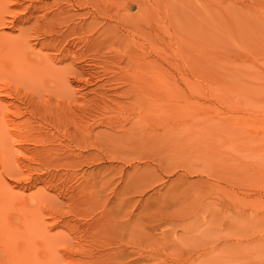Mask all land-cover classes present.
Returning <instances> with one entry per match:
<instances>
[{"label": "rangeland", "instance_id": "obj_1", "mask_svg": "<svg viewBox=\"0 0 264 264\" xmlns=\"http://www.w3.org/2000/svg\"><path fill=\"white\" fill-rule=\"evenodd\" d=\"M0 37V264H264V0H0Z\"/></svg>", "mask_w": 264, "mask_h": 264}, {"label": "bare ground", "instance_id": "obj_2", "mask_svg": "<svg viewBox=\"0 0 264 264\" xmlns=\"http://www.w3.org/2000/svg\"><path fill=\"white\" fill-rule=\"evenodd\" d=\"M1 24H2V22H1ZM2 25H3V24H2ZM0 38H1V37H0ZM2 40H3V39H2ZM6 40H7V39H6ZM9 42H10V41H9ZM9 42H8V43H9ZM11 42H12V41H11ZM11 42H10V43H11ZM6 43H7V42H6ZM16 43H17V42H16ZM16 43H15V41H13L12 44H10V45L13 46V44H14V46H16V45H15ZM1 44H2V43H1ZM3 44H4V43H3ZM8 45H9V44H8ZM14 46H13V47H14ZM4 47H5V46H4ZM10 47H11V46H10ZM19 47H20V46L18 45V49L21 48V47H20V48H19ZM1 48H2V46H1ZM6 48H7V47H5L4 49H6ZM11 50H12V49H11ZM11 50H10V51H11ZM14 50H15V49H14ZM1 51H2V50H1ZM16 51H17V50H16ZM16 51H15V52H16ZM21 51H23V49H22ZM21 51H20V52H21ZM13 52H14V51H13ZM17 52H18V51H17ZM20 52H19V53H20ZM2 53H3V52H2ZM8 53H9V51H8ZM8 53H6V54H8ZM19 53H18V54H19ZM15 54H16V53H15ZM24 54H25V56L27 55V53H24ZM24 54H23V56H24ZM31 54H32V53H31ZM31 54H30V55H31ZM0 55H1V53H0ZM11 55H12V54H10V56H11ZM13 55H14V54H13ZM28 55H29V54H28ZM1 56H2V55H1ZM14 56H16V55H14ZM31 56H32V55H31ZM34 56H35V55H34ZM38 56H40L39 53H38ZM7 57H8V56H7ZM5 58H6V57H5ZM14 58H15V57H14ZM26 58H28V57H26ZM27 60H28V59H27ZM31 60H32V59H31ZM8 61H9V60H8ZM8 61H7V62H8ZM10 62H12V61H10ZM28 63H29V62H28ZM17 64H18V63H17ZM3 65H4V64H3ZM11 65H12V64H11ZM30 65H31V64H30ZM35 65H36V64H35ZM32 66L34 67V64H33ZM12 68H13V67H12ZM12 68H11V69H12ZM11 69H10V70H11ZM16 69H17V68H16ZM13 72H14V71H13ZM30 72H31V71H30ZM10 75H11V74H10ZM204 116H205V115H203L202 117H204ZM198 119H201V118H198ZM203 120H204V122H205L206 120H208V118L204 117ZM209 121H210V119H209ZM200 122H201V121H200ZM0 123L2 124V122H0ZM1 124H0V125H1ZM198 124L201 125L199 122H198ZM17 134H18V133H17ZM12 135H13V134H12ZM3 152H4V151H3ZM8 155H9V154H8ZM1 156H2V155H1ZM4 157H5V156H4ZM5 159H6V157H5ZM8 159H9V158H8ZM3 160H4V159H3ZM4 162H5V161H4ZM4 162H3V163H4ZM38 202H39V201H38ZM47 248H48V247H47ZM48 249H49V248H48ZM49 250H50V249H49ZM37 252H38V251H37ZM37 252H36V253H37ZM48 253H50V252L48 251ZM35 255H36V254H35Z\"/></svg>", "mask_w": 264, "mask_h": 264}]
</instances>
